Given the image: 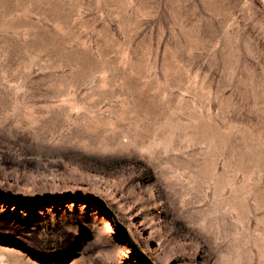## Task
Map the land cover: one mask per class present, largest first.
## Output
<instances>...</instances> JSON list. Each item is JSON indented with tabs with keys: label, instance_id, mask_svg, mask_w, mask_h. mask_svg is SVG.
<instances>
[{
	"label": "rangeland",
	"instance_id": "rangeland-1",
	"mask_svg": "<svg viewBox=\"0 0 264 264\" xmlns=\"http://www.w3.org/2000/svg\"><path fill=\"white\" fill-rule=\"evenodd\" d=\"M0 264H264V0H0Z\"/></svg>",
	"mask_w": 264,
	"mask_h": 264
},
{
	"label": "water",
	"instance_id": "water-1",
	"mask_svg": "<svg viewBox=\"0 0 264 264\" xmlns=\"http://www.w3.org/2000/svg\"><path fill=\"white\" fill-rule=\"evenodd\" d=\"M85 197L88 198V199H91V200H93V201H95L97 203H99L103 207H107L105 201L101 197L96 195V194L86 193Z\"/></svg>",
	"mask_w": 264,
	"mask_h": 264
},
{
	"label": "bare ground",
	"instance_id": "bare-ground-1",
	"mask_svg": "<svg viewBox=\"0 0 264 264\" xmlns=\"http://www.w3.org/2000/svg\"><path fill=\"white\" fill-rule=\"evenodd\" d=\"M68 242H69V241H67V242L65 243L66 246H67Z\"/></svg>",
	"mask_w": 264,
	"mask_h": 264
}]
</instances>
